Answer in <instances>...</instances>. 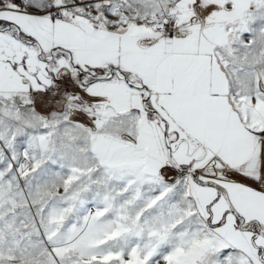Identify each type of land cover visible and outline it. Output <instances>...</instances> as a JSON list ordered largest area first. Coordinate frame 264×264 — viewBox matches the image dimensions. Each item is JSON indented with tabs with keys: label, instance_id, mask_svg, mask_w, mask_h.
Wrapping results in <instances>:
<instances>
[{
	"label": "snow or ice",
	"instance_id": "obj_1",
	"mask_svg": "<svg viewBox=\"0 0 264 264\" xmlns=\"http://www.w3.org/2000/svg\"><path fill=\"white\" fill-rule=\"evenodd\" d=\"M0 264H264V0H0Z\"/></svg>",
	"mask_w": 264,
	"mask_h": 264
}]
</instances>
